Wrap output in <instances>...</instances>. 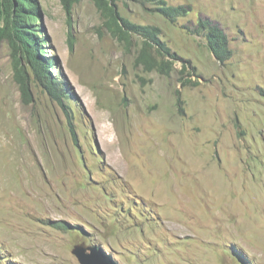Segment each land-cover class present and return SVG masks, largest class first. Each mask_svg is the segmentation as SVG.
<instances>
[{
  "label": "rangeland",
  "instance_id": "rangeland-1",
  "mask_svg": "<svg viewBox=\"0 0 264 264\" xmlns=\"http://www.w3.org/2000/svg\"><path fill=\"white\" fill-rule=\"evenodd\" d=\"M165 1L192 11L173 24L154 4L82 0L69 17L39 0L70 110L25 66L27 102L0 37V264H81L77 245L115 264H264V0ZM120 17L160 29L170 75ZM199 18L231 61L193 34Z\"/></svg>",
  "mask_w": 264,
  "mask_h": 264
},
{
  "label": "trees",
  "instance_id": "trees-1",
  "mask_svg": "<svg viewBox=\"0 0 264 264\" xmlns=\"http://www.w3.org/2000/svg\"><path fill=\"white\" fill-rule=\"evenodd\" d=\"M66 14L70 17L75 5L82 0H60ZM100 11L113 12L120 2L135 0H92ZM142 5L154 4L163 18L176 24L180 18L187 17L192 9L186 6H172L165 0H138ZM41 8L39 0H0V37L8 41L13 53L17 75L21 77V88L28 103L32 102L25 66L30 69L33 80L64 110L69 109L65 102L70 99L68 85L57 73V57L48 56L46 39L39 36L41 26ZM121 24L116 26L118 34L125 39L138 36L145 47L140 61L148 69L157 70L161 74L170 75L174 69L175 58L171 49L160 40V29L152 25H138L120 17ZM40 24V25H39ZM189 29V28H188ZM193 34L203 38L214 57L221 64L233 58L230 40L223 27L208 18H199L192 30ZM148 50H155V58L151 59ZM187 68H185V71ZM69 117L70 112L67 111ZM73 123L71 122V125Z\"/></svg>",
  "mask_w": 264,
  "mask_h": 264
},
{
  "label": "water",
  "instance_id": "water-1",
  "mask_svg": "<svg viewBox=\"0 0 264 264\" xmlns=\"http://www.w3.org/2000/svg\"><path fill=\"white\" fill-rule=\"evenodd\" d=\"M73 254L78 258L81 264H115L102 257L96 248L77 245Z\"/></svg>",
  "mask_w": 264,
  "mask_h": 264
}]
</instances>
